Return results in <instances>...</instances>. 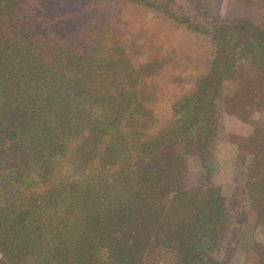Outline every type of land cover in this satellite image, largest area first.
Returning <instances> with one entry per match:
<instances>
[{"label": "rangeland", "instance_id": "obj_1", "mask_svg": "<svg viewBox=\"0 0 264 264\" xmlns=\"http://www.w3.org/2000/svg\"><path fill=\"white\" fill-rule=\"evenodd\" d=\"M10 1H17L11 4L21 8L22 16L27 19L22 26L24 42L38 40L41 44L52 39L56 46L55 54L66 51L70 57L80 59V63L86 60L90 64V60L121 63L123 75L119 80L124 84L125 92H131L128 99L132 100V107L129 110L137 108L147 113V116L138 117L140 121L132 117L129 121L141 122L139 127L143 129L136 133L139 140H153L158 146L148 161V167L156 173L163 164L160 157L166 159L161 166L167 180L165 188L168 187L169 191L161 198L155 213L156 216H165V221L155 222L149 227L144 217L132 223H111L98 218L89 227V243L108 250L115 239L126 238L142 248L138 264H181L185 234L175 226V215L170 218V214L173 211L177 213L192 199H200L207 193L210 182L205 165H202L203 155L214 169L211 177L214 185L224 194L243 193L251 208L264 209V196L258 193L264 188L261 169L245 171L238 161L239 157H251L250 151L259 152L258 156L264 157V106H260V103L264 104V68L254 63L264 61V53L253 61L257 50L264 51V45L246 47L259 38L255 31H264V0ZM181 18H188L199 30ZM212 19L229 21L226 34L220 32V35H225L229 47L219 48L212 34L208 33ZM40 44L34 47H40ZM57 61L58 58H54L51 65L55 66ZM87 66L85 64L86 69ZM225 66L230 67L226 69ZM129 72L134 76L133 88L138 92L141 90L140 98L123 80ZM89 74L86 72L78 84V88L88 92L93 90H89L87 84ZM59 77L64 79L62 74ZM220 77L219 93L212 98L215 108L210 109L212 113L208 115L204 109L211 108V99L205 97L204 92L198 98L189 94L199 86L213 90V82ZM74 80L71 75L66 82ZM179 101L188 105L185 114L176 111ZM197 101L204 105L200 106ZM84 107L89 115L84 123L89 128L92 126L89 124L101 119L103 111L100 110L99 114L93 104ZM104 108L108 113L118 111L109 102ZM81 109L84 114V108ZM115 129L112 126L113 132ZM127 141L131 145L129 156L119 161L117 167L105 163L99 152V156L91 161V169L85 172L92 185H99L101 192H114L111 179L120 168L132 173L145 168L140 162L144 158H139L142 152L135 149L134 140ZM70 146L75 148L77 144L72 142ZM9 154L7 152L4 156ZM67 164L58 165L57 178L64 176L73 182L77 175H71ZM131 177H126V181ZM130 183L132 187L125 191L117 189L116 195H127L135 186L134 181ZM43 189L36 187L19 193L10 190L8 182L0 178V207H16L18 213L33 195L35 208ZM242 229L229 226L221 240L238 241ZM258 233L263 236V242L241 256L238 264H264V230L260 229ZM6 259L11 262V258H5L4 251L0 250V261Z\"/></svg>", "mask_w": 264, "mask_h": 264}, {"label": "trees", "instance_id": "obj_2", "mask_svg": "<svg viewBox=\"0 0 264 264\" xmlns=\"http://www.w3.org/2000/svg\"><path fill=\"white\" fill-rule=\"evenodd\" d=\"M16 2L0 0V178L8 182L10 190L19 193L36 187H44V191L42 197L37 198L35 208L33 195L18 213L16 207H0V250L4 251L5 258H11L10 263L6 259L0 264H138L141 246L138 248L126 238L115 239L106 250L89 243L87 234L98 218L111 223H132L144 217L149 227L165 221V216L155 213L161 198L169 191L165 188L167 180L161 166L166 159L160 157L163 164L156 173L148 167L158 146L153 140H139L136 133L143 129L139 127L141 122L129 121L131 117L140 121L138 117L147 113L137 108L129 110L131 92L126 93L119 80L123 75L119 61L80 63V59L70 57L66 51L55 54L52 39L41 44L38 40L24 42L22 26L27 19L22 16L21 8L11 4ZM181 20L199 30L188 18ZM218 20L212 19L208 33L212 34L217 46L224 49L229 43L220 32L226 34L229 21ZM255 35L259 38L246 44L247 49L264 45V31L257 30ZM39 44L40 47H34ZM263 53L262 49L257 50L253 61ZM54 58H58L55 66ZM254 63L264 68V61ZM85 64H88L87 69ZM225 67L229 69L230 66ZM88 71L91 74L87 84L89 90L93 89L89 92L78 88L79 80ZM61 74L64 79L59 77ZM71 75L75 80L67 83ZM123 80L134 89V76L130 72ZM220 80L221 77L213 82V90L199 86L189 94L198 98L204 92L205 97L211 99V108L204 109L208 115L212 113L210 109L215 108L212 98L219 93ZM134 90L140 98L141 90ZM200 101H197L199 105H204ZM107 102L113 103L118 111L108 113L104 108ZM87 104L97 107L95 110L99 114L100 110L104 113L98 122L89 124L92 125L89 128L84 123L89 119L84 107ZM80 107L84 108V114ZM187 108L186 102L179 101L176 105V111L184 114ZM124 123L127 124L123 127ZM112 126L116 127L114 132ZM127 139L134 140L135 149L142 152L139 158H144L140 162L145 168L134 173L120 168L111 179L114 192H101L99 185H92L85 172L91 169V161L99 152L105 163L117 167L119 161L129 156L131 145ZM72 142L77 144L75 148H71ZM7 152L10 154L6 157ZM250 153L251 157H239V163L245 171L261 169L264 178V157L258 156L259 152ZM201 160L210 182L207 193L170 214V218L175 215V226L185 234L181 264H238L241 256L263 242L258 230H264V209L251 208L243 193L224 194L214 185L211 178L214 169L204 155ZM66 162L71 175H77L73 182L64 176L57 178L58 165ZM128 175L133 176L130 181H126ZM132 181L135 186L127 195H116L117 189L125 191L132 187ZM258 193L264 196V188ZM229 226L243 228L238 241L221 240Z\"/></svg>", "mask_w": 264, "mask_h": 264}]
</instances>
